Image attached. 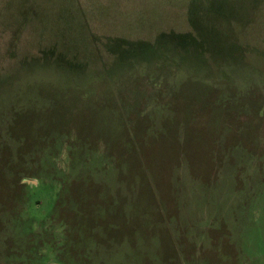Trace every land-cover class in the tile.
I'll list each match as a JSON object with an SVG mask.
<instances>
[{
    "label": "rangeland",
    "instance_id": "1",
    "mask_svg": "<svg viewBox=\"0 0 264 264\" xmlns=\"http://www.w3.org/2000/svg\"><path fill=\"white\" fill-rule=\"evenodd\" d=\"M0 264H264V0H0Z\"/></svg>",
    "mask_w": 264,
    "mask_h": 264
}]
</instances>
